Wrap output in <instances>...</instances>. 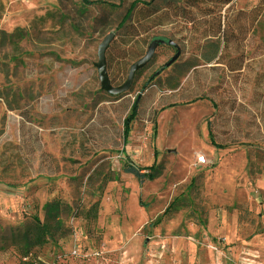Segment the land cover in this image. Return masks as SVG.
<instances>
[{
  "label": "rangeland",
  "instance_id": "rangeland-1",
  "mask_svg": "<svg viewBox=\"0 0 264 264\" xmlns=\"http://www.w3.org/2000/svg\"><path fill=\"white\" fill-rule=\"evenodd\" d=\"M133 1L0 0V264H264V2L157 0L118 29ZM112 31L115 85L175 47L110 94Z\"/></svg>",
  "mask_w": 264,
  "mask_h": 264
},
{
  "label": "trees",
  "instance_id": "trees-1",
  "mask_svg": "<svg viewBox=\"0 0 264 264\" xmlns=\"http://www.w3.org/2000/svg\"><path fill=\"white\" fill-rule=\"evenodd\" d=\"M157 0H150V1H145V0H134L129 8L127 9L126 13L124 14L122 20L120 21L119 25H118V29H126L129 26V21L131 20L135 9H137L140 6H152L154 4V2ZM264 2V0L262 1ZM112 6L116 7L115 4H112ZM258 9V6L255 7ZM225 31H226V23L222 25L221 23V35H223V39L224 40V35H225ZM154 40H160L161 43L158 45H162V44H170L172 46L175 47V44L172 42L171 39H168L166 37H159V38H154ZM153 40V41H154ZM178 49V48H177ZM143 57V56H142ZM140 59V58H139ZM131 67V66H130ZM107 69H108V64H107ZM130 70V69H129ZM129 73V72H128ZM137 74V73H136ZM128 77V76H127ZM136 77V75H135ZM155 76H152V79ZM110 78V75H109ZM127 79V78H126ZM135 80V79H134ZM110 81L112 83V85L114 86H119L121 84L115 85L112 81V79L110 78ZM126 81V80H125ZM124 81V82H125ZM123 82V83H124ZM134 83V82H133ZM121 94V93H120ZM140 101H141V95H137L135 100L132 103L131 106V112L129 113V115H127V117L125 118L124 121V125H125V130H124V135L125 137L129 136L130 133V129H131V122L137 117L138 113H139V108H140ZM209 134L211 137V141L215 146H219L221 147V143H219L217 141V139L215 138V135L213 133L212 127L209 128ZM156 153V152H155ZM143 173L138 172L139 176H143ZM147 178H154L153 176H148ZM49 233V229H48V224H42V225H37V227L34 229L33 233L30 235V233L27 234V243L28 244H33V245H39V244H43L46 240V235ZM25 256H28V254H26Z\"/></svg>",
  "mask_w": 264,
  "mask_h": 264
},
{
  "label": "water",
  "instance_id": "water-1",
  "mask_svg": "<svg viewBox=\"0 0 264 264\" xmlns=\"http://www.w3.org/2000/svg\"><path fill=\"white\" fill-rule=\"evenodd\" d=\"M115 35V32L112 31L103 38L98 47V61L95 63V66L98 69L101 87L110 94H120L128 91L133 85L136 73L149 64L154 57L156 47L161 43L160 40L152 41L146 54L132 63L126 81L119 86H114L109 78L106 53L111 42L115 39Z\"/></svg>",
  "mask_w": 264,
  "mask_h": 264
},
{
  "label": "crops",
  "instance_id": "crops-1",
  "mask_svg": "<svg viewBox=\"0 0 264 264\" xmlns=\"http://www.w3.org/2000/svg\"><path fill=\"white\" fill-rule=\"evenodd\" d=\"M206 141L209 140V132L207 131L206 133ZM205 145V150H207V153L205 155L206 157V163L204 164H198L196 162V158H192L191 161V167H192V170H195V169H202V168H208L207 169V175H209L210 178H207V181L211 182V185L216 189V190H221V153H219L217 151V148L207 144L206 143L204 144ZM145 156H143L141 158V160H147L149 159V154L148 153H144ZM154 163L157 162V156L155 155V152H154ZM143 162V161H142ZM144 165V164H143ZM199 166V167H198ZM147 169V168H146ZM209 171V172H208ZM168 197V192H165L164 194L161 195V199H165Z\"/></svg>",
  "mask_w": 264,
  "mask_h": 264
},
{
  "label": "built area",
  "instance_id": "built-area-1",
  "mask_svg": "<svg viewBox=\"0 0 264 264\" xmlns=\"http://www.w3.org/2000/svg\"><path fill=\"white\" fill-rule=\"evenodd\" d=\"M196 162L198 164H204V163H206V157H205V155L204 154L198 155L197 156V159H196Z\"/></svg>",
  "mask_w": 264,
  "mask_h": 264
}]
</instances>
